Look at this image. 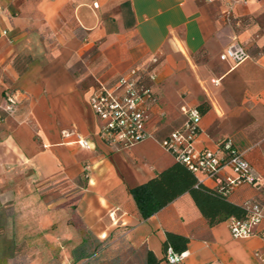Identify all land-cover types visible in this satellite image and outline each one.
Segmentation results:
<instances>
[{"label":"crops","instance_id":"obj_1","mask_svg":"<svg viewBox=\"0 0 264 264\" xmlns=\"http://www.w3.org/2000/svg\"><path fill=\"white\" fill-rule=\"evenodd\" d=\"M233 41L249 54L239 64L220 59ZM152 58L153 137L114 149L89 97ZM205 101L195 148L230 140L257 183L226 199L263 203L264 0H0V264H148L149 254L169 264L166 232L188 239L177 264H264V222L233 238L228 219L210 225L187 192L147 219L130 195L176 162L160 140L182 107Z\"/></svg>","mask_w":264,"mask_h":264},{"label":"built area","instance_id":"obj_2","mask_svg":"<svg viewBox=\"0 0 264 264\" xmlns=\"http://www.w3.org/2000/svg\"><path fill=\"white\" fill-rule=\"evenodd\" d=\"M207 3L219 0H202ZM228 18L230 10H225ZM2 31V34H5ZM249 58V54L238 42H231L220 54L221 60H231L239 64ZM141 63L131 67L126 73L118 76L110 82L99 81L95 91L89 97V103L102 121L104 127L100 135L102 140L114 149L126 148L153 134L146 130V122L150 118V108L156 104L158 97L152 89V82L156 79V73L152 64ZM3 113L10 115L13 112L12 102L9 100L1 109ZM185 117L182 125L171 131L160 140L161 145L170 152L175 160L184 163L192 170L198 181L212 179L221 185L224 194L232 191L236 186L246 183L254 185L257 178L252 174L249 162L244 153L239 151L230 140H225L218 145L217 151L207 148L196 149L195 141L200 131L201 115L197 108H181ZM74 133L63 131L64 137H70ZM75 135V142L81 147H89L88 141L79 134ZM228 169L231 174L220 176L221 171ZM246 218L231 217L228 219V229L233 238H245L255 234V228L264 222V202L253 203L249 207ZM169 263H178L181 254H176L169 247L166 252ZM264 261V256H262Z\"/></svg>","mask_w":264,"mask_h":264},{"label":"trees","instance_id":"obj_3","mask_svg":"<svg viewBox=\"0 0 264 264\" xmlns=\"http://www.w3.org/2000/svg\"><path fill=\"white\" fill-rule=\"evenodd\" d=\"M195 108L198 109L201 115L208 110L209 105L203 102ZM184 120L185 117L183 116L179 126L182 125ZM178 127L173 128L171 131ZM223 141L225 140L220 141L218 145H221ZM221 188V185L216 188H208L198 181L192 170L181 161L176 160L171 166L157 173L146 182L130 188L129 192L142 219L149 218L186 192L192 197L195 205L210 225L231 217L246 218L249 214V208L229 202ZM187 242L188 239L185 236L166 232L165 252L170 247L174 253L181 254L185 251ZM148 264H158L152 254L148 255Z\"/></svg>","mask_w":264,"mask_h":264},{"label":"rangeland","instance_id":"obj_4","mask_svg":"<svg viewBox=\"0 0 264 264\" xmlns=\"http://www.w3.org/2000/svg\"><path fill=\"white\" fill-rule=\"evenodd\" d=\"M204 55H205V54H204L203 52H202L201 54H197V55H195V56H194V61H195L196 63H200V62L204 61L203 59L206 58V57H204ZM94 56H96V53H91V54L87 55L86 58H87V59H90V58H92V57H94ZM179 96L185 97L186 94H182V93H180ZM199 99H200V101H202L201 98H199ZM205 102H207V101H205ZM198 104H201V102L198 103ZM175 119H176V118H175ZM175 119L173 118V120L171 121L172 124L169 125L170 127H172V126L175 127V126L178 125V122H177V120L175 121ZM180 119H181V118H180ZM180 119H179L178 121H180ZM239 142H240V146H241L240 150L243 151V148L245 147V142H244L243 140H242V141H239ZM263 143H264V140H263Z\"/></svg>","mask_w":264,"mask_h":264}]
</instances>
